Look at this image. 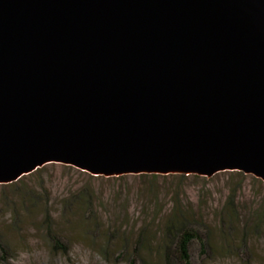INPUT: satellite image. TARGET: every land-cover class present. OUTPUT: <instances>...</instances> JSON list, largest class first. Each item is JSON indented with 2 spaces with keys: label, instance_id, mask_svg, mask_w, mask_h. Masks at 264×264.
Masks as SVG:
<instances>
[{
  "label": "water",
  "instance_id": "95a60500",
  "mask_svg": "<svg viewBox=\"0 0 264 264\" xmlns=\"http://www.w3.org/2000/svg\"><path fill=\"white\" fill-rule=\"evenodd\" d=\"M49 164L264 183V0H0V185Z\"/></svg>",
  "mask_w": 264,
  "mask_h": 264
},
{
  "label": "rangeland",
  "instance_id": "374dc122",
  "mask_svg": "<svg viewBox=\"0 0 264 264\" xmlns=\"http://www.w3.org/2000/svg\"><path fill=\"white\" fill-rule=\"evenodd\" d=\"M50 165L44 166L43 173L52 217L50 230L67 238L66 252L50 246L40 210L28 215L18 208L13 223L10 194L0 187V264H166L164 233L175 206L187 214L190 226L201 236L202 230L206 232L203 244L194 241L189 246V264H264V218L258 231L253 226L256 218L264 215V183L250 175L227 171L185 180L169 175L95 179L71 167ZM82 188L93 196L97 230L64 224L60 218V200ZM80 219L77 213L69 220L79 223ZM141 228L148 233L149 242L134 253L131 244ZM109 233L129 239L122 255L116 239L104 245V235ZM172 256L168 264H179Z\"/></svg>",
  "mask_w": 264,
  "mask_h": 264
},
{
  "label": "trees",
  "instance_id": "16d2710c",
  "mask_svg": "<svg viewBox=\"0 0 264 264\" xmlns=\"http://www.w3.org/2000/svg\"><path fill=\"white\" fill-rule=\"evenodd\" d=\"M53 166V165H48ZM46 167V166H45ZM45 167H42L33 173L20 178L18 181L8 184V185H0L1 188L7 189L10 197L8 198V203L12 202L10 207L13 211L12 219L13 223H15L16 218L18 217L17 209L20 208V212L23 214H32L35 210H40V213L43 216L44 227L46 229L45 235L50 243L52 249H55L61 253H65L67 250V246L69 244L67 238H63L60 232H52L51 228V220L52 217L50 215V210L48 206V197L46 196V191L44 189V179L43 173L45 171ZM67 167V166H66ZM70 168V167H67ZM81 175H86L84 173H79ZM238 175L243 176L242 173H237ZM124 177V176H121ZM119 177V178H121ZM137 177H144V178H157V175H139ZM169 177L180 178L185 180V178L192 177L195 178L194 175H169ZM93 178V177H91ZM99 177L95 178L98 179ZM255 181H260L253 177ZM30 181L33 184H30ZM261 182V181H260ZM11 199V200H10ZM6 200V198H4ZM17 200V201H16ZM6 202V206L8 205ZM16 204L19 207H16ZM59 209H60V218L62 222L65 224H70L72 226H79L84 227L83 225H87V227L97 230L98 224L96 221V207L93 200V196L88 191L87 188H82L75 192L73 195H68L62 198L59 202ZM174 214H172L173 218L167 222L166 232L164 236L166 240L164 241V245L162 246V256L168 264L170 258H172V254L175 256V259L179 264H189V255L188 249L192 242L194 241H203L202 237L206 236L205 230H202L201 234L196 230L194 227L190 226V220L187 214H182L181 211L173 210ZM79 214L81 217L79 223L72 222V216L75 214ZM66 217L68 219H66ZM264 215H260L256 218L254 223V231H258L259 225L262 224ZM65 220V221H64ZM71 223H75L74 225ZM195 226L205 229L204 225H199L198 222H193ZM223 225V224H222ZM14 226V225H13ZM228 227V226H227ZM230 228V226H229ZM260 229V228H259ZM96 231L88 230V233H91L93 237L96 235ZM88 237H83V239H87ZM104 245L107 246L109 241L116 239L119 245L120 255H122L125 251L126 246L130 242L125 235L118 236L117 234H106L104 235ZM148 241V233L145 231V228L139 229L135 233V239L132 242L133 252H137L141 246L145 245ZM202 243V242H201ZM203 244V243H202ZM174 258V257H173Z\"/></svg>",
  "mask_w": 264,
  "mask_h": 264
}]
</instances>
